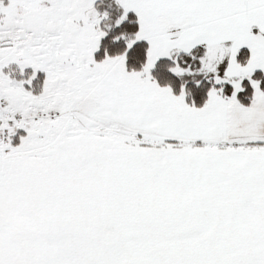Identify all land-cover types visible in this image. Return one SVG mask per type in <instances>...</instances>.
Masks as SVG:
<instances>
[{
	"label": "snow or ice",
	"instance_id": "1",
	"mask_svg": "<svg viewBox=\"0 0 264 264\" xmlns=\"http://www.w3.org/2000/svg\"><path fill=\"white\" fill-rule=\"evenodd\" d=\"M0 264H264V0H0Z\"/></svg>",
	"mask_w": 264,
	"mask_h": 264
}]
</instances>
